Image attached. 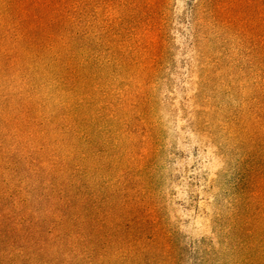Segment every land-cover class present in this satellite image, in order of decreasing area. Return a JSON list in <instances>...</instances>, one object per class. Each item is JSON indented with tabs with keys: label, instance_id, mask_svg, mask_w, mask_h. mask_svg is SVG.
<instances>
[{
	"label": "rangeland",
	"instance_id": "obj_1",
	"mask_svg": "<svg viewBox=\"0 0 264 264\" xmlns=\"http://www.w3.org/2000/svg\"><path fill=\"white\" fill-rule=\"evenodd\" d=\"M0 264H264V0H0Z\"/></svg>",
	"mask_w": 264,
	"mask_h": 264
}]
</instances>
